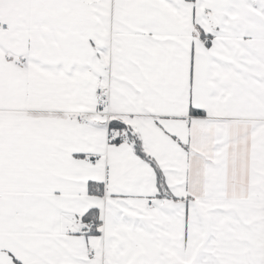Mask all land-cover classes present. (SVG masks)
I'll use <instances>...</instances> for the list:
<instances>
[{
	"label": "snow or ice",
	"instance_id": "snow-or-ice-1",
	"mask_svg": "<svg viewBox=\"0 0 264 264\" xmlns=\"http://www.w3.org/2000/svg\"><path fill=\"white\" fill-rule=\"evenodd\" d=\"M0 264H264V0H0Z\"/></svg>",
	"mask_w": 264,
	"mask_h": 264
}]
</instances>
